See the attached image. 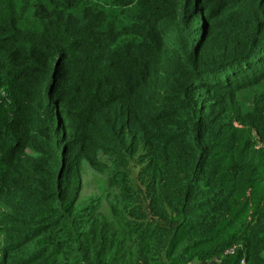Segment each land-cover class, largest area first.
<instances>
[{
	"label": "trees",
	"instance_id": "1",
	"mask_svg": "<svg viewBox=\"0 0 264 264\" xmlns=\"http://www.w3.org/2000/svg\"><path fill=\"white\" fill-rule=\"evenodd\" d=\"M0 264H264V0H0Z\"/></svg>",
	"mask_w": 264,
	"mask_h": 264
},
{
	"label": "rangeland",
	"instance_id": "2",
	"mask_svg": "<svg viewBox=\"0 0 264 264\" xmlns=\"http://www.w3.org/2000/svg\"><path fill=\"white\" fill-rule=\"evenodd\" d=\"M105 175L95 172L86 163L83 166L82 175V190L80 193V200L84 203L92 195L100 194L102 190V184L104 185ZM103 209L107 206L106 200H103Z\"/></svg>",
	"mask_w": 264,
	"mask_h": 264
}]
</instances>
